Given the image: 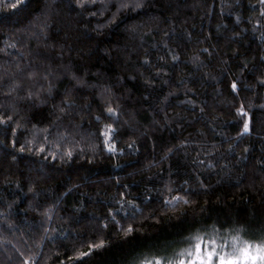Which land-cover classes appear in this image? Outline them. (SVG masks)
I'll use <instances>...</instances> for the list:
<instances>
[{
  "label": "trees",
  "instance_id": "16d2710c",
  "mask_svg": "<svg viewBox=\"0 0 264 264\" xmlns=\"http://www.w3.org/2000/svg\"><path fill=\"white\" fill-rule=\"evenodd\" d=\"M17 7L0 0V112L13 115L0 125V264L168 262L202 239L264 243V109L257 107L264 103V29L256 0H145L99 30L115 7L96 16L88 13L100 3L83 10L77 0ZM37 18L47 22L46 36ZM65 66L85 85L77 86L79 107L56 121L61 132L71 122L79 134L57 149L49 113L71 80ZM31 69L40 83L49 70L61 74L41 108L24 98ZM13 81L24 90L8 93L4 85ZM249 99L244 133L236 108ZM16 121L25 127L13 136ZM109 123L117 129L114 153L101 135ZM33 124L52 133L43 153L35 149L44 133L26 143ZM21 144L32 151L20 152ZM68 147L71 161L50 155Z\"/></svg>",
  "mask_w": 264,
  "mask_h": 264
},
{
  "label": "snow or ice",
  "instance_id": "6c2138e0",
  "mask_svg": "<svg viewBox=\"0 0 264 264\" xmlns=\"http://www.w3.org/2000/svg\"><path fill=\"white\" fill-rule=\"evenodd\" d=\"M30 0H17V3L20 7L25 6L27 3H29ZM100 3L101 7L98 8L96 11H89V15L96 16V15H103L105 11H109L112 7L116 8V11L112 13V16L109 20H107L105 23H98L96 28L97 30L103 29L104 27L107 26V24H111L117 17V15L124 11V10H137L145 7V0H116L115 4L112 3V0H77V6L83 10H87V8L91 5ZM256 3L260 6L259 10V17L258 19L261 21L260 27L261 29H264V0H256ZM17 5H14L16 7ZM51 5L46 3V7H50ZM20 7H17V10H20ZM241 17L239 14L236 16V23H240ZM36 26L40 28L41 33L43 35H47L46 29L48 28V24L46 21H40L39 18H37V23ZM138 25H132L128 29L130 33H134L136 31V28ZM255 30V28H254ZM35 34V33H33ZM235 34V33H234ZM260 40L262 43H264V31H262V34L260 36ZM7 47H15V44H9L7 41H5V48ZM63 47V46H61ZM0 51H5V49H0ZM205 52H207V49H204ZM199 57H196L198 59ZM172 59L178 60V57L176 55L172 56ZM262 60H264V57H261ZM246 67V65H245ZM17 68L19 69V65H17ZM37 69H31L28 73L27 76L30 80H33L34 83L30 89H21V85L19 81H13L11 82V86L5 84L4 87L8 88V93H10L13 90H24L26 91V96L24 98L32 100L33 101V107L36 108H41L44 106L48 98H50L54 92V90L57 88L56 81L59 79V76L61 75L60 73H56L52 70L47 71L41 79L45 81V83H40L39 80H35V77L37 75ZM65 73L71 75V80L68 85L64 87L63 90V100L61 101L60 104H54L53 105V111L49 113V115H54L55 119L52 120L50 123L53 125H56V141H55V147L57 149H61L64 144H73L74 142L72 140H69V137H74L75 135L79 134V127L74 126L71 122L69 123L68 126L64 128V131H60V126L56 124V121H59L62 119L63 116L68 115L70 116L74 110H76L79 106L77 105V97L81 95L80 89L77 86L85 85V81L83 80L82 77L77 76L75 73L71 72V66H65ZM259 83L261 85H264V74H262L261 78L259 79ZM237 82L234 80L231 83V89L233 92L237 91ZM106 90V89H105ZM76 93L75 95L73 93ZM4 93V94H8ZM247 108L245 107V103H241L237 108H236V113L238 116L243 118V126H242V132L247 133L249 131V120H248V110L253 108V103L249 99L247 102ZM87 107V105H85ZM257 107L264 109V103L258 105ZM106 112L109 114V116H115L116 115V110L109 106L106 108ZM97 121H100L101 116L97 115L95 117ZM13 121V115L9 114L7 111L5 112H0V125L7 127L9 122ZM16 126L12 128V134L13 136L16 135V130L17 128H23L25 125L19 123L18 121L15 122ZM117 131L116 128L113 127L111 123L106 124L104 126V130L102 131L101 135L104 137L103 144L104 147L107 149L109 152H115L117 150L116 148V143H115V136L114 133ZM37 133H44L42 142L39 144V146L35 149V151L39 153H43L46 151L45 144L49 141V138L52 136V133L48 131L47 128H37L35 124L32 125V140L26 141L28 145H31L34 140H36ZM81 139H84V137H81ZM62 142V143H61ZM78 143V142H75ZM15 147V143L13 145ZM131 147V145H128ZM93 149H95V145L92 146ZM32 151L31 148H27L25 144H21L19 147L20 152L24 151ZM172 149L170 148L169 151ZM81 152H83V149H80ZM53 159H56L57 155H59L61 160L64 161H71L74 156V148L73 147H68L64 151H53L50 153ZM47 159V157H45ZM75 187V186H73ZM167 187V185H166ZM29 191H33V189L30 187ZM71 191V189H69ZM34 195H39L38 193H35ZM121 197H123V193L120 194ZM173 200H183L185 204H188L189 201L185 199L184 197L181 196H174L172 198ZM171 201L167 200L165 198L164 204H170ZM9 208L12 207L11 204L8 205ZM49 210L45 209L44 215L48 216ZM112 220L119 224V221L115 220V217H112ZM8 227H11L10 225ZM104 227H108L107 224L104 225ZM45 232H47V229H44ZM133 232V227L131 224L127 226L126 229V234H131ZM104 242L101 241L100 244L96 243H91L88 244L87 247L89 249L88 252H80L79 256H87L90 254V252L93 249H97L99 247H103ZM205 251V245L203 241L198 242L195 245V258H191V254H189L188 259H179L176 264H213V258H214V252L209 249L207 251V254H204ZM244 253V258L247 261H251V264H264V243L260 244L257 246L256 249V254L252 255L251 254V246H248L244 248L243 250ZM22 264H34L30 259L28 260H23ZM150 264V262H149ZM155 264H164L163 261L160 259H157L155 261ZM167 264H172L171 261H168ZM219 264H232L231 261L226 260L224 257H220Z\"/></svg>",
  "mask_w": 264,
  "mask_h": 264
},
{
  "label": "rangeland",
  "instance_id": "374dc122",
  "mask_svg": "<svg viewBox=\"0 0 264 264\" xmlns=\"http://www.w3.org/2000/svg\"><path fill=\"white\" fill-rule=\"evenodd\" d=\"M203 241L205 245V251L204 254H207V251L211 249L214 252V258H213V264H219L220 257H224L226 260L231 261L232 264H251V261H247L244 258V253L243 249L251 246V254L255 255L256 254V249H257V244L256 245H251V244H240L237 242H231V243H217L216 241H209V240H199L198 242ZM197 242V243H198ZM196 243V244H197ZM189 254H191V258H195V246L192 249H189L185 253H183L179 258L176 260L171 261L172 264H176V262L179 259H188ZM157 259H149L147 261H144L141 264H155V261ZM161 261L164 262V264H167L164 260L160 259Z\"/></svg>",
  "mask_w": 264,
  "mask_h": 264
}]
</instances>
